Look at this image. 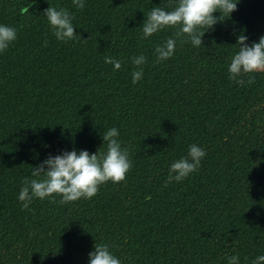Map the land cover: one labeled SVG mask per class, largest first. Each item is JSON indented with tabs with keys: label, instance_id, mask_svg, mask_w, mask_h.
<instances>
[{
	"label": "trees",
	"instance_id": "trees-1",
	"mask_svg": "<svg viewBox=\"0 0 264 264\" xmlns=\"http://www.w3.org/2000/svg\"><path fill=\"white\" fill-rule=\"evenodd\" d=\"M173 4L0 0V23L17 32L0 54V264H88L96 242L113 245L122 264H227L232 254L251 264L264 254V73L243 86L227 73L236 37L264 35V0H240L204 47L178 41L156 63L154 48L173 30L141 41L140 26L153 7ZM49 6L73 14V40L51 35ZM141 52L144 75L133 85L129 57ZM111 127L132 162L123 181L91 199L21 207L33 167L62 151L97 153ZM194 143L206 151L198 171L164 187L168 165Z\"/></svg>",
	"mask_w": 264,
	"mask_h": 264
},
{
	"label": "clouds",
	"instance_id": "clouds-1",
	"mask_svg": "<svg viewBox=\"0 0 264 264\" xmlns=\"http://www.w3.org/2000/svg\"><path fill=\"white\" fill-rule=\"evenodd\" d=\"M240 0H174L170 9L156 6L146 13V18L140 26L139 39H150L161 31L173 30L169 36L158 44L153 54L156 63L171 59L176 51L178 41L189 43L193 48L202 47V37L213 30L218 22L231 19L237 10ZM72 7L83 9L86 0H71ZM219 15H215V14ZM47 21L51 35L60 42H68L75 37L73 14L63 7L49 6L42 14ZM17 39L16 29L0 23V54H3ZM237 50L232 54L227 65L228 79L238 86L251 84L255 74L264 73V35L258 41L248 43V37L239 34L236 37ZM204 47V46H203ZM133 66L131 83L137 84L144 75L143 66L147 62L141 52L129 57ZM104 63L112 65L113 72L121 69L119 59L105 56ZM102 147L97 153L87 150L62 151L51 155L32 168L31 179H25L19 189L17 200L21 207L27 210L34 199L41 201L60 197L61 204L76 202L80 199L93 198L101 185L123 181L132 166L129 149L122 147L119 130L108 128L101 135ZM104 151H101V149ZM206 156L204 148L190 144L186 155L174 159L168 165V184L182 182L198 171ZM108 243H95L94 249L88 254V264H122ZM227 264H241L237 254L226 257ZM251 264H264V254L257 255Z\"/></svg>",
	"mask_w": 264,
	"mask_h": 264
}]
</instances>
